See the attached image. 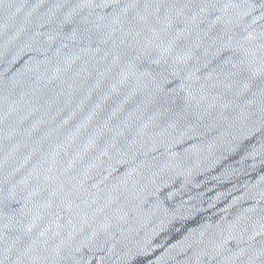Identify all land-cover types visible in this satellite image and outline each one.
<instances>
[{"label":"water","instance_id":"obj_1","mask_svg":"<svg viewBox=\"0 0 264 264\" xmlns=\"http://www.w3.org/2000/svg\"><path fill=\"white\" fill-rule=\"evenodd\" d=\"M0 264H264V0H0Z\"/></svg>","mask_w":264,"mask_h":264}]
</instances>
